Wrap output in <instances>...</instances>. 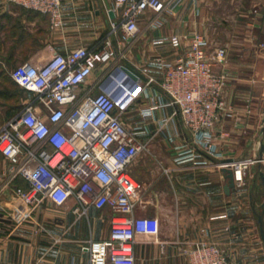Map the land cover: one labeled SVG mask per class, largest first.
<instances>
[{
	"label": "crops",
	"instance_id": "0c3cea01",
	"mask_svg": "<svg viewBox=\"0 0 264 264\" xmlns=\"http://www.w3.org/2000/svg\"><path fill=\"white\" fill-rule=\"evenodd\" d=\"M166 1L171 12L143 11L136 18L138 31L123 40L121 29L111 28L112 23L119 25L122 21L123 8H116L115 0H62V25L54 29L49 27L46 16L0 0V54L17 65L25 61L39 63L54 53L79 46H97L109 37L115 56L111 62L98 65L81 84L77 91V99H80L87 91H101L110 80L107 73H112L116 66L130 69L142 81L150 76L156 82L161 81V72L151 65L157 62L155 59L174 62L190 32H198L208 39V28L218 27L222 20L248 27H254L258 19L264 23V0ZM154 19L161 21L160 28L150 27ZM36 25H39L40 35L34 43L32 33ZM251 32L244 38L233 36L220 45L227 57L218 68L226 75L222 98L233 108V113L221 116L215 124L213 142L217 150H192L197 155L194 160L177 164L174 150H159L152 144L153 150L141 152L128 166L129 173L140 184L132 196L136 201L135 215L157 222L156 236H136L134 264H190L179 251L198 240L225 248L232 253L234 264H244L246 257L256 251L261 255L260 264H264V254L254 238L249 239L248 246L244 240L245 235H250L247 230L253 228L244 212V187L234 183L226 191V173L217 166L223 160L259 156L261 145L264 146L263 142L249 145L264 107V90L256 92L260 89L252 84L255 79L247 72L251 66L246 68L244 62L243 44L250 42ZM151 96L167 101L156 83L147 86L145 94L138 97L131 109L135 112L134 119H126L128 125L137 119L139 108L150 104ZM173 109L172 106L159 109L155 118L167 116ZM156 127V120L147 122L150 134ZM262 154L264 156V150ZM260 169V164L251 168L252 188L258 176L256 171ZM18 179V176L11 177L9 164L0 155V213L15 222L8 233L0 230V264H89L87 253L82 252L80 246L89 239L107 237L109 208L90 207L86 216L79 217L71 212L72 199L61 207L45 199L36 215L48 223L51 238L34 235L24 224L30 207L15 194V186L24 185L23 180ZM253 195L248 192L247 198L252 199ZM251 209L252 215L256 214L253 205ZM84 219L89 224L88 232ZM225 227L227 231L211 232ZM56 237L60 240L56 241Z\"/></svg>",
	"mask_w": 264,
	"mask_h": 264
},
{
	"label": "built area",
	"instance_id": "2783aa9c",
	"mask_svg": "<svg viewBox=\"0 0 264 264\" xmlns=\"http://www.w3.org/2000/svg\"><path fill=\"white\" fill-rule=\"evenodd\" d=\"M8 1L46 16L52 29L62 25V0ZM168 5L166 0H115L114 6L123 8L122 21L112 23L111 28L119 27L125 40L138 31L139 14L145 10L169 13L172 8ZM149 25L160 28L162 23L154 19ZM114 56L112 41L106 37L91 48L79 46L39 63L16 65L9 76L30 92L32 99L0 124V155L8 162L11 177L26 182L25 188L16 187L15 192L30 211L45 199L57 207L72 199L71 212L79 217L86 216L90 207L106 206L111 211L107 237L89 239L81 246L89 264H134L136 236L157 234L156 221L134 213L132 196L140 184L128 171L138 154L148 149L153 135L161 132L173 144L175 162L185 163L197 156L192 150H217L215 124L221 116L233 113L222 98L226 75L218 70L226 61V51L212 45L203 34L190 32L174 62L155 59L151 66L161 72V81L151 76L142 81L134 72L137 80H133L116 66L107 73L110 80L101 91H87L77 99L78 89L92 71ZM152 83L167 101L151 96L150 104L139 108L137 119L128 125L124 114L130 103L145 94ZM168 106L174 108L171 114L156 119L155 112ZM176 116L188 131V144H174L175 135H179ZM153 120L157 127L150 134L147 122ZM262 161V156L246 157L224 160L217 166L231 169L239 186L245 171ZM179 254L190 264H234L232 253L206 240L192 242ZM244 264H260L259 258L250 254Z\"/></svg>",
	"mask_w": 264,
	"mask_h": 264
},
{
	"label": "rangeland",
	"instance_id": "374dc122",
	"mask_svg": "<svg viewBox=\"0 0 264 264\" xmlns=\"http://www.w3.org/2000/svg\"><path fill=\"white\" fill-rule=\"evenodd\" d=\"M39 25L42 26L43 23H39ZM39 25L38 26L36 25L33 28L32 35H34L33 36L34 43L40 35V33L38 32ZM18 28L19 27L16 26V30ZM208 31L210 32V35H208V39L210 43L214 46H219V47H221L220 45H222L223 43L228 42L229 38L233 36H236L238 38H244L245 34L249 33V31H252L249 34L251 37L250 42H246L243 44L244 62L247 63L245 67L248 68V66H251V69L248 70L247 72H249L252 75L251 77L255 79L252 84L257 85V87H259L260 89L259 91H256V92L259 93L260 91L264 90V23H262V20L258 19V22L254 25V27H248V26L239 24L238 22L233 23L227 20H222V22L220 23L218 27H210L208 28ZM16 65L17 64L14 61L10 62V59H5L3 55L0 54V124L6 121L7 119H9L10 117H12L14 114H16L25 103L31 102V99H32V94H29L25 92L24 90H22L20 87L15 85L8 77L7 72L10 71ZM115 73L116 72L114 71V74ZM126 83L127 81L122 82L121 84L126 85ZM4 91L7 94H9V95H6L8 98L5 97L4 94H2V92ZM136 103H137V99L130 103L126 113L124 114V117L126 119L128 120L134 119L133 114L135 112H133L131 109H133V106ZM18 106L20 107L18 108ZM16 107L17 109H15ZM260 113H261V118L258 121L259 125L255 127L253 137L249 144L250 146L255 145V144L258 145V143L260 142L264 143V107H263V112H260ZM175 123H176L177 131L179 135H175L174 144H184V143L188 144L189 143L188 142V137H189L188 131L185 128H183L180 122L179 116L175 117ZM152 144L155 145L154 147H158L159 150H173L172 149L173 144L168 142V140L165 138V136L161 132H159L158 134H155V136L151 139L147 150L154 149ZM246 157L256 158L259 156H246ZM246 157H243V158H246ZM262 157H264L263 154H262ZM255 164H260L261 171L260 170L256 171L258 176H257V180L253 182L255 183V186L254 188H252L250 185L249 179L251 175V168ZM253 165H251L245 171L243 181L240 184V185H243L244 187V189L242 190L243 191L242 193L243 201L246 202L244 212L245 214H247V216H249V219L253 223V228H251L250 230H247L248 232H250V235H245L244 240H245L246 245L248 246L250 245L249 239L254 238V240L256 241L259 248H261V251L264 254V246L259 236V223H258V219L256 218V214L257 216L260 214V215H263L262 218L264 220V203H263L264 202V183L263 181H261V178H260L261 172L264 177V161L260 163H254ZM252 189H254L255 192ZM248 192H251L252 195L254 194L252 199L247 198ZM40 204H38L34 208H31V211L27 214V216L24 219V224L27 226V228H30V230L32 231L34 235H39V236L42 235L43 237L44 236L46 238L49 237L50 239L51 235L48 230L49 229L48 223L44 222L40 217L36 215V212ZM252 205L255 208V213H256L253 215H252V209H251ZM14 223L15 222L12 221V219L8 215L6 214L4 215L3 212L0 213V230H2L4 233H8L11 229H13ZM84 227L86 231L88 232L89 224L86 219H84ZM59 240L60 239L56 237V241H59ZM82 245L83 244H81V246ZM81 246H80V250H81ZM251 254H256L259 258V262L261 263L260 252L256 251Z\"/></svg>",
	"mask_w": 264,
	"mask_h": 264
},
{
	"label": "water",
	"instance_id": "95a60500",
	"mask_svg": "<svg viewBox=\"0 0 264 264\" xmlns=\"http://www.w3.org/2000/svg\"><path fill=\"white\" fill-rule=\"evenodd\" d=\"M120 69L123 72L127 73L133 80H137V76L130 69H128V68H126L124 66H121ZM263 150H264V146L261 145L259 157L262 156ZM224 172L226 173V178L228 179V183L225 186V190L228 191V189L234 185L233 172L229 168H224ZM260 178H261L262 181H264V177L262 175V172L260 173ZM262 216L263 215L259 214L257 216V219H258V223H259V236H260V239H261V241H262V243L264 245V220H263Z\"/></svg>",
	"mask_w": 264,
	"mask_h": 264
},
{
	"label": "trees",
	"instance_id": "16d2710c",
	"mask_svg": "<svg viewBox=\"0 0 264 264\" xmlns=\"http://www.w3.org/2000/svg\"><path fill=\"white\" fill-rule=\"evenodd\" d=\"M37 13V12H36ZM15 67V66H14ZM9 72V71H8ZM7 72V73H8ZM8 77H9V79L15 84V85H17L11 78H10V76H9V73H8ZM18 86V85H17ZM19 87V86H18ZM21 88V87H20ZM22 89V88H21ZM22 90H24V89H22ZM6 91V90H5ZM2 92V94H4L5 95V97H7L6 95H9V94H7L6 92ZM25 92H27V93H29V94H31L30 92H28V91H26V90H24ZM8 98V97H7ZM20 106H18V108H19ZM13 109H14V107H13ZM15 109H17V107L15 108ZM21 181L22 179L20 178V179H18V181ZM24 182V185H22V186H20V185H16L15 187H21V188H25L26 187V182L25 181H23Z\"/></svg>",
	"mask_w": 264,
	"mask_h": 264
}]
</instances>
